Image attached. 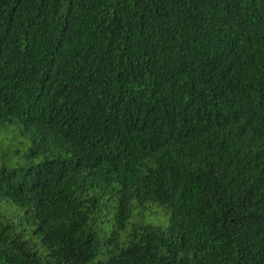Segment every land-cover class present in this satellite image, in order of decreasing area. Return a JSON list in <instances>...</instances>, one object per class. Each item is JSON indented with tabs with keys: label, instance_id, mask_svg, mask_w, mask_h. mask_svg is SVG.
Masks as SVG:
<instances>
[{
	"label": "trees",
	"instance_id": "1",
	"mask_svg": "<svg viewBox=\"0 0 264 264\" xmlns=\"http://www.w3.org/2000/svg\"><path fill=\"white\" fill-rule=\"evenodd\" d=\"M0 264H264V0H0Z\"/></svg>",
	"mask_w": 264,
	"mask_h": 264
}]
</instances>
